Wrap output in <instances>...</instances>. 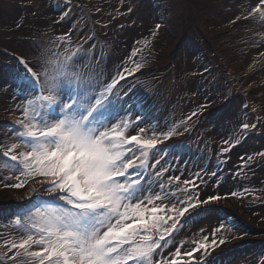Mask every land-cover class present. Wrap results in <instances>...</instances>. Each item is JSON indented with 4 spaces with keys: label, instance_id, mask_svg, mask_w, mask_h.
Returning a JSON list of instances; mask_svg holds the SVG:
<instances>
[{
    "label": "snow or ice",
    "instance_id": "snow-or-ice-1",
    "mask_svg": "<svg viewBox=\"0 0 264 264\" xmlns=\"http://www.w3.org/2000/svg\"><path fill=\"white\" fill-rule=\"evenodd\" d=\"M249 18L264 21V0L250 10L242 8L231 23ZM160 27L155 26L153 37ZM56 41L42 52V59L18 58L21 67L13 73L24 102L9 126L12 136L0 143L6 170L0 174V185L29 186V203L10 220L17 232L0 244V264H188L201 251L204 255L196 258L197 264H210V249L238 238L234 225L221 221L210 242L204 235L183 255L177 246L164 256L187 220L219 211L212 206L224 197L201 198L200 185L207 184V172L193 179L182 180L180 175L165 179L171 170L166 157L183 150L180 143L165 142L188 132L189 122L198 113L160 130L158 125L144 123L147 90L141 97L121 84L143 74L148 61L138 62L135 57L145 49L150 53L152 41H137L143 47L133 48L132 66H122L110 82L102 79L103 72L93 64L94 46L91 55L84 44L73 48L71 30ZM241 127L247 130L256 125ZM239 143V138L235 143L223 141L222 163ZM256 156L264 158V153L241 156L235 175L250 170ZM9 180L15 183H6ZM41 192L48 198H42ZM244 192L259 198L247 189Z\"/></svg>",
    "mask_w": 264,
    "mask_h": 264
},
{
    "label": "bare ground",
    "instance_id": "bare-ground-1",
    "mask_svg": "<svg viewBox=\"0 0 264 264\" xmlns=\"http://www.w3.org/2000/svg\"><path fill=\"white\" fill-rule=\"evenodd\" d=\"M15 1L16 0H10L12 9H10L11 7L9 8L8 1L5 0V5L3 4L2 9L5 10V13H10V16L5 18L7 21L6 24L4 22L5 25L0 23V45L6 44L13 48H18L35 62L43 58L42 52H47V50L54 47L53 42L56 41L58 35L67 33L71 30L72 40L76 42L72 47L74 48L77 44H84L91 55L93 51L92 46H94L96 59H94L93 64L99 71L103 72L102 79L110 82L111 78L114 77L118 71L122 70V66H132L131 63H129V57L133 48L143 47L142 43L137 44L136 42L144 41L145 39L151 40L150 53L149 49H145L143 53L135 57L138 62H143L145 59L148 61L146 67L143 69V74H138L136 78L132 77L127 79V82L121 81V84H123L125 88L131 87L133 93L137 96L144 97L145 89L147 90L145 105L147 121L144 123L151 122L154 127L158 125L160 130L165 129L164 131H166L173 123L186 120L187 117L191 116L195 110L202 106V93H195L191 88L193 87L194 80L197 78L194 77L195 79L193 80L191 77L192 73L188 71L181 72L180 75H177V56L173 55L166 64H163L164 70L162 72L152 70L154 66H161V62L159 61H150V58L155 55V47L160 42V29L155 37H153L151 33L155 29L156 24L151 21H145L141 26L137 25L136 21L131 18L135 17L136 14H134L133 11L127 13L123 8L121 10L119 0H109L111 13L108 22L103 21L105 14L104 8H106L105 0H83V5H81L78 0H71L70 4L68 0H45L44 6H41L40 2L36 0L34 1V6L32 5L29 7L27 12H20V18H13L10 25L9 21L12 13L25 3V0H17L16 4ZM173 1L174 0H172V2ZM137 2L138 5L136 9H140V12L141 10H143V12L146 10L148 16H153L149 7L152 0H148L146 4H139V0ZM174 4L173 2V5ZM233 7L232 5L231 8L233 9ZM66 11L67 15H64ZM54 12H57V14ZM170 15H173V20L179 19V17H174L175 15L172 11ZM190 16L191 10H189V16H187L188 23L186 22L184 26L179 25L178 22L176 23L180 26L179 32L176 34L178 40L191 28ZM8 24L12 27L14 32L12 37L6 34V30H9V28L6 27ZM163 24H160L163 28V32L166 31L168 34L171 33L173 35V31L169 26ZM33 30H35V32H33ZM262 32H264V30ZM260 36L262 39L263 33H261ZM260 36H258L259 41L261 40ZM263 41L264 40L261 41L262 44ZM56 42L58 43V41ZM176 47H179V50L181 48L184 49L177 42ZM197 50L198 49L192 47L191 52L184 50L188 56V58H185V54H183L186 65L190 64L191 58L189 57H192L195 52L197 53ZM0 57L9 59L15 71L20 69L16 62L8 56L0 54ZM171 59L175 60V68L169 65ZM197 62L196 60V63ZM11 70L10 68L9 71ZM212 71L216 84H220L227 89L225 78L222 76L220 70L215 71L212 69ZM11 74L7 75L5 79L9 78L8 80H14ZM156 78L157 80L161 79L158 84H155ZM13 85V89L11 86H5L0 90V113L5 114L0 116V121L9 120L11 114L20 115L19 106L23 104L24 97L18 91V81L15 80ZM200 86L206 92V88H204L202 83L198 84L195 89ZM190 90L193 91L191 95L187 93ZM208 92L210 93V90ZM217 94L219 93L217 92ZM234 94L235 98L238 99L240 96L239 92L235 90ZM240 102L236 105H232L231 110L237 113L242 109L244 111V114L241 111L242 121L247 119V123L250 125L255 124L256 128L250 127L244 130L240 124L239 128L233 126L235 128L230 129L234 136V139L231 141L235 143L236 138H239L240 143L227 154L228 159L226 163H222L225 158L221 157L219 153L220 149L224 147L223 139L229 140L225 138V131L228 132V129L225 128V131L224 129L222 131H217L218 122H225L223 117L214 116L219 114V110L215 108L211 112L210 110L208 111L213 117L209 118L210 115L205 116L200 126L196 129L194 136L187 141L178 142L176 136L171 138L175 140L174 142L182 144L183 150L178 153L169 154L166 157L170 162L171 170L169 173L165 174V179L168 175H180L182 180L193 179L197 173L203 175L204 172H207L208 175L204 176V179L207 180V184L200 185L202 188L200 193L206 195H217L218 193H222L224 194V199L221 204L212 206L213 208H219V211L202 212L200 215L193 216L191 219L187 220V222L183 224L181 230L174 234V240L170 247L165 249V257H167L169 253L174 252L177 246L181 248L183 255L184 252L192 249L196 243L201 242L204 235L209 236L210 242L211 233L216 228L211 218L219 216L226 221V219H228L226 218L228 213L238 214L235 218L241 225L237 226L235 230L241 231L244 229L242 231L246 232L248 235H244V239L241 238L231 242L228 240L224 245H220L217 250L216 247L214 250L210 249L209 251L211 254L207 256V260H210L211 264H236L238 261H242V258L252 254L249 252L243 253L245 249L249 247L241 249H237V247L245 245L249 241L258 240L261 236H263L262 239L264 240V226L259 223L264 217V203L259 201L264 198V158L256 156L250 170L245 169L241 175H235L241 163V156L246 157L248 155L264 153V150L259 147V141H264V126L262 125L260 114H258L254 107L251 106L249 102ZM166 112H170V117H165ZM197 118L198 116L192 117L191 122H189V130L194 125ZM211 119H213L212 123L210 122ZM6 125H8L7 128H0L1 133L2 131L5 133L11 132L9 131L10 125ZM240 130L242 132L246 131L247 134H243L241 137H238L240 134L235 135V133ZM181 131H183V128H181ZM187 133L188 132H185L186 135ZM130 134H135V131L130 130ZM244 135H247L246 140H243ZM11 136L12 135L6 138L0 136V143ZM212 137L215 139V143L208 144ZM9 142L11 141L9 140ZM167 144L171 145L172 142L168 141ZM252 148L253 150H251ZM242 152L244 154H242ZM236 154L238 155L237 159ZM174 157L178 158L174 159ZM0 158L4 159L2 157ZM161 163L163 164L164 161H161ZM157 167L159 168V166ZM209 168L212 170H209ZM213 171L216 172L215 176L211 175ZM0 174H6V172L0 168ZM11 183H15V181L12 180L10 184ZM197 183L199 184L200 182L197 181ZM28 187L29 186L26 185L18 189L22 191L23 197H28ZM252 187H255L252 189L253 194L259 198H253V196H249L244 192L245 189H247L248 192L251 191L250 189ZM1 189L8 193L10 192L8 187L1 186ZM192 191L196 192L198 190L193 189ZM231 192H236L237 196L229 195ZM242 193L243 195H241ZM32 196L34 198L35 194L33 193ZM28 203L29 200L23 202L20 207L18 205L14 206L12 210H9L11 207L10 204H4L6 206L0 208L1 228L3 229L4 224H6L9 231H13L15 226L10 223L13 214ZM239 210H242V213H240ZM261 232L263 233L261 234ZM223 233L225 232L221 234ZM14 234L15 232H12L10 238H14ZM245 237H247V240ZM2 243L3 242L0 244ZM258 246L261 248L260 253L258 255H253H257L258 258L260 257L256 264H264L262 262L264 259V245L259 244ZM216 252L219 255L223 253L221 255L222 258H224L222 262L212 261L213 256L211 255ZM194 255L203 257L204 254L201 251L196 252Z\"/></svg>",
    "mask_w": 264,
    "mask_h": 264
},
{
    "label": "rangeland",
    "instance_id": "rangeland-1",
    "mask_svg": "<svg viewBox=\"0 0 264 264\" xmlns=\"http://www.w3.org/2000/svg\"><path fill=\"white\" fill-rule=\"evenodd\" d=\"M9 2V8L10 6V0H6ZM34 1L36 0H25V3L23 6H19L14 13H12V16L10 17L9 24L11 25V20L15 17L21 16L20 12H27V9L34 6ZM41 4V6L45 5V0H38ZM138 0H119V5L122 10L129 12L128 9L131 8V11L136 14L135 17H131L134 19L137 23V25L141 26L144 24L145 21H151L157 24H165V26H169V28L173 31V35L170 33L168 34L166 31L163 32L162 26L160 27V42L155 47V55H153L150 58L151 62L159 61L161 62V65L166 64L170 57L173 55L177 56L178 61V72L177 75H180L181 72L188 71L189 73H193L194 71H198L201 73L200 76H197L196 80L191 75V77L194 80V84L192 90L199 94L202 93V106L206 110L209 109L210 105L213 103L215 105L217 104H223L224 102L222 99L227 97L228 91H226V87L221 86L220 84H216L214 75H212L214 69L215 71L217 68H221V63L226 64V61H228L230 67H232L233 71H231V75L226 73V85L229 88L232 86H236L237 84L240 89L244 92L243 95H245L247 98H250V101L258 106L262 105L264 107V90L257 91L254 93H250L249 88L254 86L257 83H260L264 80V65L261 64V53H263V45L260 43L261 40H258V36H260L261 29L263 26L261 21L259 19H256L255 21H250L245 24H242L240 27H236L233 29V31L229 35H219L224 31L225 28L228 27L229 21L233 20L237 15H239L238 12H240L241 5H247L251 0H174L175 3L173 5L172 0H152V3L150 4V11L153 16H148L147 11L136 9L138 5ZM23 2V1H22ZM110 1L105 0L106 8H105V14H104V22H108L109 16L111 13V7H110ZM224 3L226 5H224ZM235 4L238 3L233 7L234 11L230 6H227L229 4ZM3 4L5 5V0H0V23L5 25L7 21L5 20L6 17L10 16V13H5V10L2 9ZM169 7V8H168ZM7 8V6H6ZM60 8V7H57ZM142 8V7H141ZM12 9V7L10 8ZM170 10V11H169ZM189 10H191V16H190V25L198 26L200 29H209L210 35H208L210 39V47L207 51L202 50L200 47L197 48V46H192L191 43H185L183 46L184 49H180L179 47H176V41L177 35L180 29L179 25H185V23H188L187 16H189ZM195 10V12H194ZM130 11V12H131ZM169 11V12H168ZM175 15L174 17L177 18L173 20V15H170V12ZM235 12V13H234ZM57 14V12H54ZM126 13V12H124ZM238 13V14H237ZM5 22V24H4ZM175 22V23H174ZM178 22V24H176ZM7 25L6 27L9 28L10 34H7L9 36H13V29L10 27V25ZM163 24V25H164ZM155 25V26H156ZM1 26V25H0ZM216 26H219L222 28V31H218L215 29ZM1 28V27H0ZM182 29V28H181ZM70 30V29H69ZM35 32V30H33ZM5 34V35H6ZM40 34V33H39ZM190 34V37L195 35L194 31L192 30ZM8 37V36H6ZM15 37V36H14ZM13 37V38H14ZM201 39V38H200ZM191 47L198 49L197 53L193 54L190 59V64L186 65L184 62V55L185 58H188L187 54L184 52V50H187V52H191ZM226 47L227 51L224 50L221 51L222 48ZM246 49H252L251 54L247 56L243 55L241 51H245ZM179 51V52H178ZM223 59V61H221ZM196 60L198 61L196 63ZM215 60V61H214ZM264 64V63H263ZM12 69L9 71V69ZM15 72V69L9 59H6L4 57H0V90L2 87L5 86H11L12 89L14 87L13 83H15L14 80H8L5 79L7 75L11 74L13 76V73ZM220 73V72H218ZM217 73V74H218ZM239 75V80L234 79V74ZM160 74V73H159ZM216 74V75H217ZM230 76V78H229ZM161 81V79L157 80L155 79V84H158ZM190 81V80H189ZM229 81V86H228ZM203 84L204 88H206V92L203 90V88L200 86L197 89L195 87L198 84ZM241 86V87H240ZM246 86V88H245ZM190 90L187 92L188 94H192L193 91ZM210 90V93L208 92ZM217 92L219 94H217ZM193 106V105H192ZM209 107V108H208ZM241 111L244 114V111L241 109L237 113L229 111L228 113H225L223 115L224 122L221 121L218 122L217 125V131H222L225 128L228 129V132L225 131V138H228L229 140L234 139L233 133L230 129L233 128H239L240 124L241 126L245 123H247V119L245 121H242V115ZM264 115V114H263ZM165 117H170V112H166ZM213 122V119L210 121ZM250 122V121H249ZM212 125V124H211ZM235 126V127H233ZM165 130V129H161ZM208 131V130H206ZM240 134V135H239ZM243 134H247V132H242L241 130L235 133V135H239L238 137H241ZM12 135V132L5 133L2 131L0 132V136H3L4 138ZM223 139V137L221 136ZM258 139V138H257ZM225 140V139H223ZM1 141V139H0ZM259 147H261L264 150V141H259ZM253 150V148L251 149ZM242 154H244L242 152ZM4 163V159L0 158V168H2V165ZM4 170V169H3ZM209 170H212L209 168ZM6 172V170H4ZM231 179V178H230ZM12 180L6 181V183L10 184ZM0 185V204H10L11 207L9 210H12L14 206H21L23 202L28 201V197H23L22 191L18 190L17 188L8 187L9 193L2 190ZM257 187V186H255ZM252 187L249 191L250 193H253L252 189L255 188ZM22 194V196H21ZM23 198V199H22ZM2 215V214H1ZM238 216L237 213H228L226 215V221L224 218L219 216L212 217V222L215 223V227L219 226L221 221L225 222V225H234L233 231L235 232L236 239H228L229 242L235 241L237 239H244V235L246 232L242 231H236L235 228L237 226H240L241 224L239 221L235 218ZM235 218V219H234ZM231 219V220H229ZM0 223V243L3 242L5 239H10V235L12 232H17V229L15 228L13 231H9V228L6 224H4V228H1ZM247 234V233H246ZM221 235H231V233H223ZM248 235V234H247ZM220 247V245L218 246ZM216 247V250L218 249ZM249 248L245 249V252L243 253H252L249 254L247 257L242 258V261H238L236 264H256L257 261H259L260 257L258 258L257 255L259 254V247L257 244H253L252 242L248 246ZM246 248V247H245ZM237 254V253H236ZM257 254V255H253ZM8 264H11L9 262Z\"/></svg>",
    "mask_w": 264,
    "mask_h": 264
}]
</instances>
